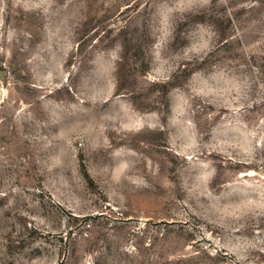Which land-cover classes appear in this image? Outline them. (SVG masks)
Listing matches in <instances>:
<instances>
[{"label": "rangeland", "instance_id": "obj_1", "mask_svg": "<svg viewBox=\"0 0 264 264\" xmlns=\"http://www.w3.org/2000/svg\"><path fill=\"white\" fill-rule=\"evenodd\" d=\"M0 264H264V0H0Z\"/></svg>", "mask_w": 264, "mask_h": 264}]
</instances>
